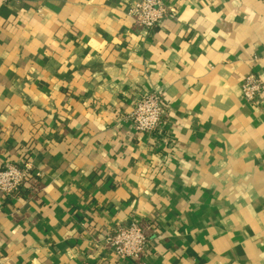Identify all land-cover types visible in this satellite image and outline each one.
Wrapping results in <instances>:
<instances>
[{"label": "crops", "instance_id": "1", "mask_svg": "<svg viewBox=\"0 0 264 264\" xmlns=\"http://www.w3.org/2000/svg\"><path fill=\"white\" fill-rule=\"evenodd\" d=\"M151 32L131 0H0V264H264V0H162ZM166 105L172 149L138 134V95ZM137 221L139 262L112 258Z\"/></svg>", "mask_w": 264, "mask_h": 264}, {"label": "built area", "instance_id": "2", "mask_svg": "<svg viewBox=\"0 0 264 264\" xmlns=\"http://www.w3.org/2000/svg\"><path fill=\"white\" fill-rule=\"evenodd\" d=\"M6 1V0H3ZM127 15L134 24L151 32L173 12L162 0H131ZM241 96L248 104H254L264 94V79L255 73L247 74L241 82ZM135 133L145 134L154 145L172 149L174 140L168 131L166 105L157 93L145 91L138 95L129 117ZM28 177V167L9 164L0 169V192L13 197L23 187ZM104 241L109 255L117 261H141L150 249V240L137 221L119 225L105 234Z\"/></svg>", "mask_w": 264, "mask_h": 264}]
</instances>
